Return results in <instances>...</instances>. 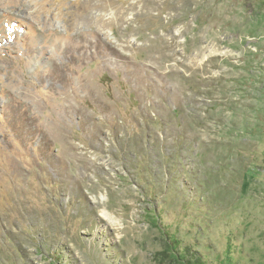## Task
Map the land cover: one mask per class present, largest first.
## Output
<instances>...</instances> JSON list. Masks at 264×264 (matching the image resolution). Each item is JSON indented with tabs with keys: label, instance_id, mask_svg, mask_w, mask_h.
Returning <instances> with one entry per match:
<instances>
[{
	"label": "rangeland",
	"instance_id": "1",
	"mask_svg": "<svg viewBox=\"0 0 264 264\" xmlns=\"http://www.w3.org/2000/svg\"><path fill=\"white\" fill-rule=\"evenodd\" d=\"M184 255L264 264V0H0V264Z\"/></svg>",
	"mask_w": 264,
	"mask_h": 264
},
{
	"label": "trees",
	"instance_id": "2",
	"mask_svg": "<svg viewBox=\"0 0 264 264\" xmlns=\"http://www.w3.org/2000/svg\"><path fill=\"white\" fill-rule=\"evenodd\" d=\"M182 259L185 264H205L203 260L198 258V256H192L191 258H188L187 255H184Z\"/></svg>",
	"mask_w": 264,
	"mask_h": 264
},
{
	"label": "bare ground",
	"instance_id": "3",
	"mask_svg": "<svg viewBox=\"0 0 264 264\" xmlns=\"http://www.w3.org/2000/svg\"><path fill=\"white\" fill-rule=\"evenodd\" d=\"M105 213V212H104ZM110 219V218H109Z\"/></svg>",
	"mask_w": 264,
	"mask_h": 264
}]
</instances>
